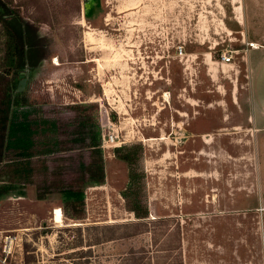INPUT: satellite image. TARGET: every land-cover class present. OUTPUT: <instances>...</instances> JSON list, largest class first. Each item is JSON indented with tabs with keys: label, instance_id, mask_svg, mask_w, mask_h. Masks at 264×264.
Returning a JSON list of instances; mask_svg holds the SVG:
<instances>
[{
	"label": "rangeland",
	"instance_id": "rangeland-1",
	"mask_svg": "<svg viewBox=\"0 0 264 264\" xmlns=\"http://www.w3.org/2000/svg\"><path fill=\"white\" fill-rule=\"evenodd\" d=\"M7 1L0 20L23 53L10 92L32 103L12 107L7 154L51 143L49 102L84 105L76 118L117 145L97 149L101 180H51L43 199L41 166L0 168V264H264V138L235 126L246 110L226 106L220 82L236 69L247 80L239 49L264 46V0H95L89 18L86 0ZM4 39L0 23L1 69ZM122 146L131 161L115 155Z\"/></svg>",
	"mask_w": 264,
	"mask_h": 264
},
{
	"label": "trees",
	"instance_id": "trees-1",
	"mask_svg": "<svg viewBox=\"0 0 264 264\" xmlns=\"http://www.w3.org/2000/svg\"><path fill=\"white\" fill-rule=\"evenodd\" d=\"M7 2L9 3L11 0H8ZM71 3L72 0L67 1L66 6H69ZM75 7L76 9L79 8L78 0H76ZM0 23L2 24V33L6 38L3 41L6 58H4V65H1L4 66L3 69L0 68V168H4L7 163L25 161L24 159L26 158L28 161L23 164L27 163V167L30 168L35 165L37 170V167L41 166L40 170L44 171L48 177L45 181L41 182L40 186L37 188L36 192L38 199H43L47 193L56 191V189L50 184L51 180H62L64 183L70 182L74 179H78L80 173L82 174L84 182H96V178L98 177V181L101 180L103 175L101 160L99 162L96 158V155L98 154L97 149L101 144L99 134L94 124L88 121V116L78 115L76 118L77 115L75 116L74 114L75 109L80 110V107H85L82 104L66 107L56 105L52 102L42 104L41 112L49 115L51 119H54L53 121L56 127L51 129V131H54V134L48 135V141L51 143L39 154L27 152L29 148H26L27 151H25L24 154H19L16 157L11 155V153L7 154L9 153L7 144L9 135L8 126L10 123L12 107L25 108L32 106V103L14 100V96L11 95L10 75L12 71L21 68L18 56L20 54L23 55V53L19 51L18 43L13 31L1 20ZM30 132L31 130L27 128L22 129L20 132L19 141L22 143V148L28 143V136L31 135ZM53 135L55 138L54 142ZM121 150L122 151L117 148L115 150V155L123 160L131 161L132 157H134V153L125 151L124 146H122ZM36 155H39L38 158L40 160L38 162H36L37 160H30L36 157ZM65 184L67 185V183ZM74 185L76 186L70 185L68 189H73L74 187L79 186V183L75 182ZM131 185L132 184L130 183V186L125 189L126 194L124 197L126 199H129L128 194L131 192ZM128 206L130 207L129 210L133 211L137 218L143 217L138 215L137 209L133 208L130 202H128ZM76 215L77 217L75 218H80L78 214ZM138 224L140 223L135 222L125 225L137 227ZM134 233H136V231Z\"/></svg>",
	"mask_w": 264,
	"mask_h": 264
},
{
	"label": "crops",
	"instance_id": "crops-1",
	"mask_svg": "<svg viewBox=\"0 0 264 264\" xmlns=\"http://www.w3.org/2000/svg\"><path fill=\"white\" fill-rule=\"evenodd\" d=\"M95 5V1L91 3L86 2L84 5L85 17H90L89 13L91 10L95 11ZM246 43L249 44V42ZM239 50V61H241L244 70H247L248 73L246 74H248V78L245 80L242 75L239 74L238 76L237 72L239 69H236L231 74V77L234 79L232 84H230V82L225 78L220 80L222 85H225L227 89H230L228 96H225V100H227L226 106L238 107L240 109L244 108L246 110L245 118L238 121L239 123L235 126L241 125V127H245L246 129L253 128L251 130L252 132H249L250 136L253 138H264V46H252L251 48L242 47ZM230 61L222 60L219 61V63L227 65L231 64ZM239 68L242 69L241 66ZM210 76L212 79H214L213 77H219L220 70L217 67L216 69L212 68ZM215 100H220V98L216 97ZM224 119L226 118H223V121ZM221 126L226 127L224 124ZM235 126L227 125V127L232 128H235Z\"/></svg>",
	"mask_w": 264,
	"mask_h": 264
},
{
	"label": "built area",
	"instance_id": "built-area-1",
	"mask_svg": "<svg viewBox=\"0 0 264 264\" xmlns=\"http://www.w3.org/2000/svg\"><path fill=\"white\" fill-rule=\"evenodd\" d=\"M175 54L177 55V56H182L183 55V46L182 45H178V46H176V48H175ZM221 59L223 60V61H230V59H231V55L230 54H226V53H224L222 56H221ZM115 135H113V134H103L102 135V143H101V146L103 147V148H105V147H109V146H115V145H117L116 144V141H115ZM120 144V143H119ZM53 214L55 215V209H53Z\"/></svg>",
	"mask_w": 264,
	"mask_h": 264
},
{
	"label": "water",
	"instance_id": "water-1",
	"mask_svg": "<svg viewBox=\"0 0 264 264\" xmlns=\"http://www.w3.org/2000/svg\"><path fill=\"white\" fill-rule=\"evenodd\" d=\"M85 1V0H84ZM23 74L21 73V75L19 77H22ZM25 80L24 78H21L20 81L18 82V85L16 87V91L17 92H21L23 90L24 84H25Z\"/></svg>",
	"mask_w": 264,
	"mask_h": 264
},
{
	"label": "bare ground",
	"instance_id": "bare-ground-1",
	"mask_svg": "<svg viewBox=\"0 0 264 264\" xmlns=\"http://www.w3.org/2000/svg\"><path fill=\"white\" fill-rule=\"evenodd\" d=\"M55 212H56V221L57 222H62V214H61V210L60 209H57V210H55Z\"/></svg>",
	"mask_w": 264,
	"mask_h": 264
},
{
	"label": "flooded vegetation",
	"instance_id": "flooded-vegetation-1",
	"mask_svg": "<svg viewBox=\"0 0 264 264\" xmlns=\"http://www.w3.org/2000/svg\"><path fill=\"white\" fill-rule=\"evenodd\" d=\"M95 0H86V2L91 3L94 2ZM91 8V7H90ZM22 72L19 73V76L21 75Z\"/></svg>",
	"mask_w": 264,
	"mask_h": 264
}]
</instances>
